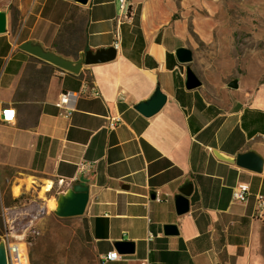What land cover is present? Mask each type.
Here are the masks:
<instances>
[{
  "label": "crops",
  "instance_id": "0c3cea01",
  "mask_svg": "<svg viewBox=\"0 0 264 264\" xmlns=\"http://www.w3.org/2000/svg\"><path fill=\"white\" fill-rule=\"evenodd\" d=\"M130 4L132 19L121 21L117 0L18 2L16 17L0 8L8 17L7 31L0 33V106L16 109L14 121L0 119V169L14 172L2 174L3 183L12 182L13 199L23 193L42 196L46 213L67 188L60 179L78 177L72 184H89L82 215L60 217L53 211L37 220L43 233L35 243L43 241L42 234L58 235L51 225L59 222L61 234L78 251V264H85L86 250L102 264L101 256L118 251L115 244L123 239L135 243V252L105 264H264V220L253 217L254 194H264V166L256 172L214 153L252 150L264 158V84L234 88L228 73L213 78L206 72L198 47L200 40L214 42L216 0ZM28 40L70 58L110 46L117 56L78 74L64 72L22 50ZM180 47L194 48L191 62L178 59ZM187 66L205 72L197 88L186 87ZM84 84L101 95L79 97L72 116L64 117L57 105L60 93ZM158 86L167 102L145 116L136 105ZM114 116L121 120L110 127ZM81 162L92 168L80 172ZM49 181L51 190L43 192ZM244 183L252 195L237 201L233 188ZM17 187L20 193L14 192ZM183 189L191 190L190 209L179 214L176 196ZM15 206L27 217L36 211L26 200ZM166 223L177 224L179 233L165 234Z\"/></svg>",
  "mask_w": 264,
  "mask_h": 264
},
{
  "label": "rangeland",
  "instance_id": "374dc122",
  "mask_svg": "<svg viewBox=\"0 0 264 264\" xmlns=\"http://www.w3.org/2000/svg\"><path fill=\"white\" fill-rule=\"evenodd\" d=\"M29 1L0 0V8L6 9L16 17V4L22 2L27 5ZM216 2L218 4L213 10L212 16L216 24L214 42L208 43L200 40L198 47L202 53L205 68H209L206 72L213 75V78H220V73L226 72L229 74L228 83L237 79L239 85L246 87L255 83L257 86L264 84V0H216ZM203 13L209 12L205 10ZM191 28L193 34L199 37L193 29V23H191ZM191 49L194 52V48ZM38 63L35 61L31 65L35 67ZM192 69L196 72L193 67ZM196 74L201 78L203 84L204 70H201L200 74L197 72ZM4 173H8L9 176L14 175L13 170L0 169V220L2 222L0 235L5 230L4 207L17 204L12 202L13 198L10 195L12 182L3 183L2 181ZM35 184L37 185L35 192H37L40 184L37 180H35ZM19 197L22 203L25 200L40 206H43L44 203L42 196L39 197L36 193L33 195L23 193ZM55 203L56 201L50 202L49 208L54 207ZM52 213L53 210L46 213L44 209L38 220L45 219ZM51 227L58 229V235L50 239L41 235L43 241L34 243L30 249L32 264H78V251L73 250L74 245H70L69 240L61 234L60 223L54 221ZM39 230L40 234L43 233L40 228ZM82 253L86 254L85 264H95V256L92 251L86 250Z\"/></svg>",
  "mask_w": 264,
  "mask_h": 264
},
{
  "label": "water",
  "instance_id": "95a60500",
  "mask_svg": "<svg viewBox=\"0 0 264 264\" xmlns=\"http://www.w3.org/2000/svg\"><path fill=\"white\" fill-rule=\"evenodd\" d=\"M80 3H87L88 0H75ZM8 17L5 11H0V33L7 31ZM20 48L32 55L51 63L61 69L72 73H80L84 66L106 62L113 60L117 56V49L114 46L100 48L96 51L85 50L79 53L76 58H70L60 54L54 50L47 49L40 43L31 40L22 42ZM178 59L183 63H189L193 60V50L189 47H180L177 50ZM202 84L201 78L196 74L191 66H187L186 87L189 89L197 88ZM230 87L237 88L239 82L237 79L229 82ZM167 102V95L158 86L155 93L145 101L136 105V109L145 116H152L159 112ZM214 153L217 157L237 164L243 168H247L256 172H261L264 166V158L255 151H245L236 156L223 154L215 149ZM90 186L83 182H76L66 188L64 192L58 195V206L54 211L57 216L69 217L82 215L87 207L90 197ZM190 189H183L182 193L176 196V209L179 214H183L190 209L189 195ZM164 233L167 235H175L179 233L178 225L175 223H166L163 226ZM120 253L130 254L135 252V243L131 240H119L115 244ZM0 264H8L5 244L0 240Z\"/></svg>",
  "mask_w": 264,
  "mask_h": 264
},
{
  "label": "built area",
  "instance_id": "2783aa9c",
  "mask_svg": "<svg viewBox=\"0 0 264 264\" xmlns=\"http://www.w3.org/2000/svg\"><path fill=\"white\" fill-rule=\"evenodd\" d=\"M121 14L118 20L132 19L133 14H128V6L130 0H117ZM121 17V18H120ZM116 40L114 46L119 48L121 35L119 30L115 32ZM64 72L67 70L62 69ZM101 95V91L96 86L88 87L84 84L79 90H64L60 93L57 105L62 109V115L66 118H70L73 111L76 108L77 100L81 96H93L97 97ZM120 99H124V95H119ZM0 119L6 122H12L16 119V109L14 106H0ZM121 120L120 116L111 117L109 126H117L118 121ZM80 172L89 171L92 166L87 162H81L78 165ZM78 179V177L65 182L64 179H60L59 183L64 189ZM252 195L249 184H239L233 188V198L237 201L245 202ZM159 199V198H157ZM255 208L253 217L255 219L264 220V194L257 192L254 194ZM36 211L30 217L24 216L20 212L17 206L4 207L3 215L5 220V230L1 233V240L5 244L6 255L8 264H32L30 254V243L40 235V230L37 225V220L45 209L42 205L36 203ZM122 258V254L117 250H110L101 256V263L105 264L109 261L118 260Z\"/></svg>",
  "mask_w": 264,
  "mask_h": 264
},
{
  "label": "bare ground",
  "instance_id": "6f19581e",
  "mask_svg": "<svg viewBox=\"0 0 264 264\" xmlns=\"http://www.w3.org/2000/svg\"><path fill=\"white\" fill-rule=\"evenodd\" d=\"M128 14H132L131 4H129V6H128ZM51 188H52V181H49L47 184H45L43 186L42 191L44 192V191H47V190H51ZM14 192L15 193H20L21 192V187L15 188V191ZM57 206H58V202L56 200V203H55L53 209L55 210L57 208ZM43 207H44V204H43Z\"/></svg>",
  "mask_w": 264,
  "mask_h": 264
},
{
  "label": "trees",
  "instance_id": "16d2710c",
  "mask_svg": "<svg viewBox=\"0 0 264 264\" xmlns=\"http://www.w3.org/2000/svg\"><path fill=\"white\" fill-rule=\"evenodd\" d=\"M64 28V27H63ZM36 60H38V61H40V62H44V63H48V62H46V61H44V60H42V59H40V58H37V57H34ZM55 66V65H54ZM12 202L14 203H20L21 202V198L20 197H18V198H15V199H13L12 200ZM2 222H1V220H0V224H1ZM39 237V236H38ZM37 237V238H38ZM36 238V239H37ZM36 239L35 240H33L31 243H30V249H31V247L34 245V243H35V241H36Z\"/></svg>",
  "mask_w": 264,
  "mask_h": 264
}]
</instances>
